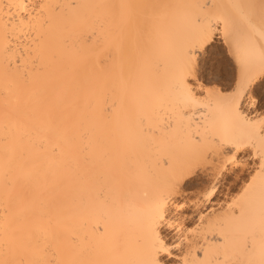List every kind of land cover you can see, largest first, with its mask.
I'll use <instances>...</instances> for the list:
<instances>
[{"label":"bare ground","instance_id":"6f19581e","mask_svg":"<svg viewBox=\"0 0 264 264\" xmlns=\"http://www.w3.org/2000/svg\"><path fill=\"white\" fill-rule=\"evenodd\" d=\"M262 87L264 0H0V264H264Z\"/></svg>","mask_w":264,"mask_h":264},{"label":"rangeland","instance_id":"374dc122","mask_svg":"<svg viewBox=\"0 0 264 264\" xmlns=\"http://www.w3.org/2000/svg\"><path fill=\"white\" fill-rule=\"evenodd\" d=\"M210 47L212 51L209 55L212 54L213 56H216H214V58H209V56H206V59L202 58L198 62V68H200L201 75L204 76V82L207 83V87L210 88H217L219 86L228 87V85H232L233 78L231 77V73H229L231 72L232 66L229 64V61H227V59L225 58V54L222 51L223 49H221L222 46L217 45L215 42H213L211 43ZM251 96V99L255 100L254 107L251 109V111L256 110L257 114L255 119L261 121L264 119V87H262L258 91H254ZM205 184L206 183L201 182L196 190L200 191L201 193L205 189ZM261 233H264V229L262 227L255 228L252 232L253 238H250V244H260L259 235Z\"/></svg>","mask_w":264,"mask_h":264}]
</instances>
